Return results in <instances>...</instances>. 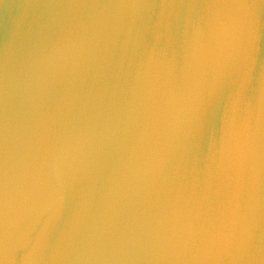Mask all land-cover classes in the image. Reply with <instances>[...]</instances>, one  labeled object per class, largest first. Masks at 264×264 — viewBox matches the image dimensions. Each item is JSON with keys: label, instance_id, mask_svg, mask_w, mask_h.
I'll use <instances>...</instances> for the list:
<instances>
[{"label": "water", "instance_id": "water-1", "mask_svg": "<svg viewBox=\"0 0 264 264\" xmlns=\"http://www.w3.org/2000/svg\"><path fill=\"white\" fill-rule=\"evenodd\" d=\"M262 155L264 0H0V264H264Z\"/></svg>", "mask_w": 264, "mask_h": 264}, {"label": "snow or ice", "instance_id": "snow-or-ice-1", "mask_svg": "<svg viewBox=\"0 0 264 264\" xmlns=\"http://www.w3.org/2000/svg\"><path fill=\"white\" fill-rule=\"evenodd\" d=\"M262 183H264V155H262ZM264 219V209L261 212ZM247 218L245 214L244 219ZM243 220L237 221L230 211V203L227 199L219 204H213L209 210L206 226L201 230L198 239L190 241L184 250H192L197 254L206 253L218 247H227L230 244L251 243L254 234H248L245 239L242 232ZM191 264H203V262L192 261ZM222 264V262H216Z\"/></svg>", "mask_w": 264, "mask_h": 264}]
</instances>
